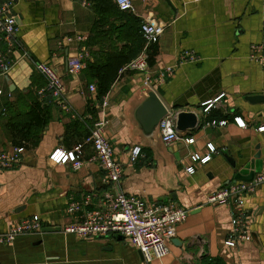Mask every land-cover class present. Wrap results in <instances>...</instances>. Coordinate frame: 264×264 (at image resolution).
I'll use <instances>...</instances> for the list:
<instances>
[{
  "label": "crops",
  "instance_id": "1",
  "mask_svg": "<svg viewBox=\"0 0 264 264\" xmlns=\"http://www.w3.org/2000/svg\"><path fill=\"white\" fill-rule=\"evenodd\" d=\"M5 1L0 0V5ZM12 1L19 32L9 55L11 67L0 76V152L10 154L17 147L8 128L11 119L32 117L36 124L19 165L0 169V235L34 216L40 218L42 230L9 245L0 243V264H144L142 254L119 235L83 240L64 233L74 221L66 213L70 198L82 201L106 189L149 204L173 203L187 211V219L177 226L169 244V255L154 264H264V185L245 198L246 221L254 238L235 248L225 246L232 229L230 206L207 204L211 193L239 182L240 172L250 174L256 167L264 172V132L258 131L264 127V98L249 100L264 97V69L250 58L253 47L262 42L264 0H169L170 4L132 0L136 9L132 16L152 17L164 27L156 45L158 55L146 74L121 73L124 65L101 98L97 81L87 74V65L99 59L108 40L96 38L94 24L99 17L94 2ZM79 35L88 40L79 43ZM144 47L145 43L138 55ZM6 50L0 36V52ZM83 51L89 55L84 69L69 74V62ZM185 52L198 59L182 62ZM39 63L50 64L61 75L68 110L50 95L45 99L38 94L47 86L36 70ZM168 67L176 68L175 73L164 84L152 86L153 90L170 112L196 113L200 126L172 145L157 148V141L145 137L135 111L142 101L138 94L145 78L156 79ZM91 85L96 92H90ZM222 95L215 108L204 112L206 103ZM238 117L246 128L236 125ZM222 121L226 124L218 125ZM100 122L106 123V137L124 169L115 189L104 186V170L90 161L89 146L84 147L85 162L79 171L49 159L57 149L83 144L86 134ZM189 138L193 144L184 141ZM137 143L143 145L142 156L132 164L130 149ZM209 145L215 148L211 160L194 163V154H210ZM192 166L195 174L189 175L186 170ZM98 204L95 198L89 209ZM45 228L60 230L44 233Z\"/></svg>",
  "mask_w": 264,
  "mask_h": 264
},
{
  "label": "built area",
  "instance_id": "2",
  "mask_svg": "<svg viewBox=\"0 0 264 264\" xmlns=\"http://www.w3.org/2000/svg\"><path fill=\"white\" fill-rule=\"evenodd\" d=\"M118 9L122 12L135 14L136 9L132 0H113ZM144 2L145 0H141ZM14 2L7 0L0 5V36L7 44V50L0 52V76L8 73L11 67L9 55L14 46L15 38L19 32V24L16 15L13 13ZM164 33V27L157 23L152 17L140 18V34L145 41L144 52L132 59L121 73H148V50L151 46L157 45ZM79 43L86 42L88 38L84 35L76 37ZM89 55L83 53L68 64L69 74L80 73L84 69V60ZM251 60L264 69V23L262 27V42L259 46L253 47L250 56ZM198 58L191 52H185L181 61H196ZM38 73L46 79V89L39 90L38 94L45 98L50 95L53 102H57L63 109L68 110L63 95L65 86L59 72L48 63L36 65ZM176 68L168 67L159 73L157 78L147 76L144 86L164 84L172 77ZM90 92H96V87L91 85ZM223 97L205 104L204 112L215 108ZM234 122L240 128H246L241 118H234ZM226 122H219L218 125H225ZM106 123L100 122L92 129L89 137L83 144H79L71 150L57 149L49 156L51 162L57 165L70 164L74 171H79L85 162L84 147L89 146L92 151L90 161L98 163L104 170L103 183L106 188L115 189L123 179L124 169L115 159L111 143L106 137ZM160 131L163 143L167 146L179 141L181 138L175 129V114L165 117L160 123ZM264 132V127L258 129ZM187 144H193L194 139H184ZM210 154L201 157L199 154L192 156L194 163L206 164L212 158L215 148L208 146ZM24 147H16L13 153L0 152V169L12 170L19 165L21 155L25 153ZM142 156V148L138 145L130 149V162L136 164ZM189 175L195 174V168L189 167L186 170ZM264 185V172L257 174L251 182L239 181L230 186L223 187L207 198L209 205H229L231 208L232 229L225 241V246L235 248L240 243L252 240L245 215L246 195L255 187ZM98 199V206L89 209L93 200ZM66 213L73 217L74 221L64 228V233L75 235L79 239L107 238L111 235H119L127 239L143 256L144 264L161 262L169 255V244L176 237L177 226L187 219V211L170 204H149L144 199L136 196H128L124 193L105 190L103 193L86 196L82 201L70 198ZM42 223L38 216L24 219L12 225L9 230L0 235V243L12 244L19 237L32 235L41 232Z\"/></svg>",
  "mask_w": 264,
  "mask_h": 264
},
{
  "label": "trees",
  "instance_id": "3",
  "mask_svg": "<svg viewBox=\"0 0 264 264\" xmlns=\"http://www.w3.org/2000/svg\"><path fill=\"white\" fill-rule=\"evenodd\" d=\"M92 1L99 17V20L94 24L96 38H108L107 47L100 54L99 59L95 63L87 65V74L91 79L97 81L98 96L101 98L109 91L110 86L118 77L119 70L138 55L145 41L140 34V19L120 11L112 0ZM106 26L108 29H105ZM115 44H122V46L118 48ZM157 55L158 47L151 46L148 50L149 66L154 65ZM50 105H52V101L48 104V106ZM41 113H43L42 111H40V115L44 117V113ZM41 120L40 118L39 122ZM35 124L32 117L17 122L11 119L8 128L13 145L27 148L29 142L34 138ZM89 135V133L86 134L85 139ZM38 137L39 134L35 133V138Z\"/></svg>",
  "mask_w": 264,
  "mask_h": 264
},
{
  "label": "water",
  "instance_id": "4",
  "mask_svg": "<svg viewBox=\"0 0 264 264\" xmlns=\"http://www.w3.org/2000/svg\"><path fill=\"white\" fill-rule=\"evenodd\" d=\"M169 3V0H166ZM170 4V3H169ZM139 96L142 97V101L137 106L135 111V119L140 124L144 135L152 141H157L156 146L164 147L165 144L162 140V135L160 131L161 121L170 114V111L162 103L161 99L157 93L149 86H144L139 90ZM262 96L251 97L250 101L258 100L260 101ZM200 126V118L194 112L179 111L175 113V129L177 134L181 136L188 132H193L198 129ZM159 141V142H158ZM160 143V144H159ZM138 146L142 147L141 143H137ZM232 165H235L232 161ZM250 174L245 172H240L237 175L236 180L251 182L257 174H261L263 169L261 167L254 168ZM59 228H45L43 229L44 233L56 232L59 231ZM252 239L254 235L251 234Z\"/></svg>",
  "mask_w": 264,
  "mask_h": 264
}]
</instances>
